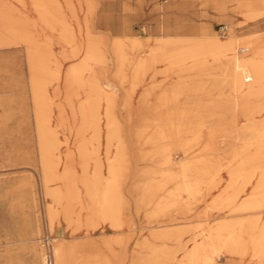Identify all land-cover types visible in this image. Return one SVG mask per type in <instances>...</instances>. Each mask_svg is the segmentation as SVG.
Wrapping results in <instances>:
<instances>
[{"label":"rangeland","instance_id":"obj_1","mask_svg":"<svg viewBox=\"0 0 264 264\" xmlns=\"http://www.w3.org/2000/svg\"><path fill=\"white\" fill-rule=\"evenodd\" d=\"M26 1L34 22L30 37L39 42L34 56L17 39L1 35L0 24V264H27L45 253L44 238L54 239L50 205L58 211L60 227L78 231L66 242L97 244L86 251L91 261H80V253L72 264H158L151 260L161 246L175 261L164 264H199L200 241L211 228L212 198L236 174L231 166L264 144L261 131L251 136L247 129L264 121V114L242 110L248 88H238L241 64L235 62L256 57L255 39H264V11H257L253 0H57L74 33L73 46L60 28L41 22L32 0ZM2 6L16 15L13 1ZM220 25L228 27L227 36H219ZM89 33L98 38L100 50L108 49L104 59L87 49ZM163 37L184 38L194 53L184 60L167 57L170 47H159ZM206 39H233L237 59L195 54L205 50ZM105 74L113 85L104 99L93 85ZM44 89L48 128L59 146L50 157L56 167L48 184L33 112L35 91ZM111 120L123 133L124 151L114 145L106 152ZM163 122L176 127L172 140L163 139L171 163L157 152L153 136ZM90 126L102 134L99 152H81ZM249 142L254 148L243 150ZM211 163L222 164V184L213 194L206 176ZM247 170L236 186L244 184ZM254 174L237 203L253 192L261 171ZM155 185L162 189L152 198L148 189ZM56 188V196H49ZM212 209L215 226L247 214ZM261 217L264 221V210ZM115 222L123 227H114ZM231 258L224 250L215 253L217 264H233ZM240 258L245 264L258 261L249 253Z\"/></svg>","mask_w":264,"mask_h":264},{"label":"bare ground","instance_id":"obj_2","mask_svg":"<svg viewBox=\"0 0 264 264\" xmlns=\"http://www.w3.org/2000/svg\"><path fill=\"white\" fill-rule=\"evenodd\" d=\"M9 1H13L14 3H16V5H18L14 7L15 9H12V11L16 12L15 16L9 14V7L2 6L4 2ZM32 3L41 18V22L45 24H51L54 27L60 28L63 39L74 46L76 43L74 33L71 29V25L68 22L66 14L64 13V11L60 10V6L57 0H32ZM253 6L257 8V11L263 12L264 0H253ZM27 8L28 3L26 0H0V24L2 25V28H5V30L1 32V35H8L10 41H14L15 39H17L19 43H22L26 47L29 56L32 57L38 50L37 46L39 42L30 37L31 26L34 22L31 16L28 14ZM18 27H20L21 29H18ZM5 31H7V34H5ZM203 31L205 32V30ZM203 35H205V33ZM163 38L164 41L160 43L161 45L159 47H163L164 44L170 47L168 48L167 57L171 59H188L189 55L194 53V51H191V47L186 45V41H184V38ZM197 38L201 39L202 36ZM87 40V49L92 53H97L99 55V58L104 59L106 53H108V49H106V51L100 50L98 38L90 33L87 36ZM133 42L137 44L138 41L134 40ZM255 43L256 57L241 61L235 60L236 63L241 64V69L239 70L240 78L238 80V88L240 90L244 87L248 88L242 94V110L248 112L247 110L251 109L258 114H264V39L261 36L256 37ZM201 44L204 45V43ZM159 50L160 48L156 49V51ZM247 50L248 48H246L244 52H246ZM204 52H211L217 55L222 53L232 54L233 57L237 59V57L235 56L233 39H229L225 42H221L217 39H206L205 50L198 49L195 54H203ZM72 53L75 55L79 53L77 47H74ZM99 62L101 61H98V64H100ZM198 65L199 67L204 66L203 63H199ZM135 68L139 69L141 67L139 64H137ZM111 85H113V82H111L107 74H105L97 83L93 85V87L98 93H100L101 98L105 99L109 97L108 93L110 92ZM181 90L184 91L183 88H181ZM42 91H35V94L33 96V112L36 118L37 142L40 150L41 166L44 171V181L46 184H48L53 176L52 168L56 167V161H52L50 157H55V155H57L59 146L57 138L48 128L49 117L46 109L47 93L45 89ZM233 91L236 93L235 90ZM184 112V110H181L180 114H184ZM252 115L253 114L251 112L247 113L248 120H252ZM115 124L116 120H111L108 122L109 132L105 137L107 146L106 152L108 153L111 151L112 146L114 145L116 146L117 151H124L127 148V143H124L123 140V133L121 130L114 129ZM174 128L176 127L174 125H170V122H163L160 125V128H157L153 134V136L157 138V142L159 143L156 150L160 155H162L165 163H171L172 161L169 151L170 146H165L163 143V139H165L166 141L172 140V138H174ZM247 129L251 136L258 131H261L263 133L262 136L264 137V121L258 124L252 122ZM91 132L92 134L82 141L81 152L83 151L95 153L100 151L99 143L101 141L102 134L99 128H97L96 126H93L91 128ZM142 132L144 131L140 130V135L142 134ZM89 145L92 146V149ZM190 146L191 143H187V145H183V149L188 150L190 149ZM251 147L254 148V145L252 142H249L244 147H242V149L249 150ZM247 164L250 165V168L248 170L246 169L248 166ZM231 167L237 168L236 174L231 173L233 170H227V172L231 173V177L228 180V183L223 184V186L220 187L221 190L219 192V195L212 198L211 206L209 207V210L207 212L209 217L208 220H210L209 226L211 228L207 229V232L205 234V241H200L202 250L204 251V255L202 260L199 261V264H217L215 253H220L223 250L232 255L233 258H231V262L233 264L237 262H239L240 264H245L247 261L246 258L241 259L240 257H243L248 253L251 258L258 259L257 263L255 264H264V221L261 217V213H263L264 210V144L260 145L257 150L253 152L250 157H248V160L239 161L236 166ZM221 168L222 164L215 166L213 163H211L206 170V176L209 185V194H213L216 188H218V186L222 184V179L219 175V173L222 171ZM246 170L248 174L245 176L244 184L236 186V182L238 180V177L240 176V173ZM255 171H261V174L258 183L253 189V192L246 198H244L242 202L237 203L238 197L251 183L255 175ZM191 172L193 175H196L194 169L191 170ZM161 189V185H155L150 187L148 191H151L150 194L153 198ZM57 191L58 188L52 190L49 189L48 194L49 196L53 197L56 196ZM212 207H218V209L220 210L230 208L235 212H244L247 214L239 219L223 220L221 223L215 226L213 225L214 218H212V213L214 211ZM161 210H164V208L161 207ZM48 211L52 233H54L53 240H55V243H53V249L56 258V264H72V261H74L80 253V261H82L83 263H88L89 261H91L92 257L86 254V251H88L90 247L92 248L97 246V244L88 241L66 242L65 240H67L69 235H77L78 231L73 229L70 232V229L68 227H60L58 211L53 207V205L49 206ZM107 211V213H109V210ZM121 226L123 227V224L119 222H115L114 224V227ZM155 252L156 253L151 262L158 264L175 262L174 260L170 259L168 254H164L165 248H163V246L159 247V250H156ZM237 257H239V261L235 259ZM253 260L254 259H252V261ZM252 261L248 264H252ZM44 262L45 253L42 252L40 257H31L27 264H44Z\"/></svg>","mask_w":264,"mask_h":264},{"label":"built area","instance_id":"obj_3","mask_svg":"<svg viewBox=\"0 0 264 264\" xmlns=\"http://www.w3.org/2000/svg\"><path fill=\"white\" fill-rule=\"evenodd\" d=\"M219 36L225 37L228 35V27L226 25H220ZM241 53H244V50H240ZM44 247H45V262L44 264H56V258L53 249V240L51 237L46 236L44 238Z\"/></svg>","mask_w":264,"mask_h":264},{"label":"crops","instance_id":"obj_4","mask_svg":"<svg viewBox=\"0 0 264 264\" xmlns=\"http://www.w3.org/2000/svg\"><path fill=\"white\" fill-rule=\"evenodd\" d=\"M205 28V27H204ZM102 169V168H101Z\"/></svg>","mask_w":264,"mask_h":264}]
</instances>
